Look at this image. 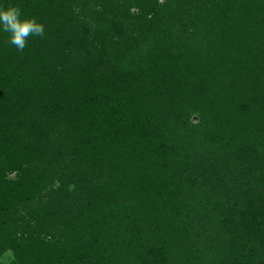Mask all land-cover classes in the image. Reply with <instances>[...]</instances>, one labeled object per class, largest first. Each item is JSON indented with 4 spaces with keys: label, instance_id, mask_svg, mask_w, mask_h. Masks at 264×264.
Returning <instances> with one entry per match:
<instances>
[{
    "label": "rangeland",
    "instance_id": "374dc122",
    "mask_svg": "<svg viewBox=\"0 0 264 264\" xmlns=\"http://www.w3.org/2000/svg\"><path fill=\"white\" fill-rule=\"evenodd\" d=\"M13 1L16 3L22 0ZM100 1L103 2V7H99L110 12H118L116 14H108L107 23L110 22L109 33L114 31L116 32L114 36L121 34L122 37L125 34L122 38L125 44L132 42V40L135 41V38L131 36L134 33L130 35L129 29H126L128 23L132 22L129 20L133 19L132 17L129 18V16L131 14H140V11H143V9L138 10L135 5L139 4L145 9L154 6V0ZM87 2L91 4L93 0H88ZM96 2L98 3L99 0H95ZM158 2V6L161 7L160 13H155L153 8L150 11L159 17L165 13V8L169 10V7H166L169 5H165L168 4L169 0H158ZM254 9L256 12L248 9L249 18L247 19L243 17L242 20L240 15H237V17H239L238 20L243 24L244 29L240 31V35L249 38L250 41L252 40L255 43L252 52L257 56L250 55L248 51L245 52L240 48H236L235 50H228V58L224 57V59H235L236 61L234 62L236 64L234 76L229 73L225 79V85L228 88L234 85L230 89L231 96L238 95L237 91L239 89L242 90L240 83L233 80L239 79L238 73L243 68V64H246L247 61L252 62L251 57L253 56L257 59L260 58V61L264 60V57L260 55L264 56V4H258ZM168 10H166L167 14L163 15L165 21L162 22L172 24L177 22L176 17L173 18V15ZM85 15H87L86 18L88 17V19L95 18L94 15H89V12ZM250 17H252V21H250ZM115 21L126 22L122 26V33H119L118 29H114L116 26L113 22ZM61 23L55 25L56 27L54 28H45L44 37L35 36L34 39H31L32 48L28 51V54L25 51L20 57L19 65H17L20 68L14 66L18 59L19 51L17 55H12L13 45L8 43V36L0 34V55L4 56L9 62V65L2 67L3 70L0 71V87L6 85L8 88L14 89L18 85L17 82L21 73L14 70L17 73L15 74L13 71L10 72V70L15 68L20 71L28 70L31 72L29 69L33 68V62L38 59H44L49 52L56 53V50L60 51L62 49L64 51L68 45L67 56L71 57L70 54L73 52L71 60L76 57H85L86 53L74 47V44L68 41L69 38L61 37L59 39V34L61 35L62 31L68 29L70 21H61ZM249 24L252 29L251 34L246 31V26ZM92 26H94L93 23L88 26L87 21L88 30ZM0 32H4L2 28H0ZM145 34L143 33L142 39L146 38L147 35ZM51 35H55L60 44H56V41H51ZM183 37L187 40L190 37L189 31L188 34H183ZM122 39L118 40L122 41ZM136 41L139 40L137 39ZM161 42L162 40L152 41V48L147 46L150 41L138 42L136 43L137 47L140 46L138 53L145 52L147 55H155L156 47ZM81 43L82 41L79 42V44ZM83 45L81 44V47ZM59 47H62V49L59 50ZM103 48L105 53L110 51V40L103 44ZM126 48L127 46L125 45L123 53L121 51V57H111L112 59L110 58L108 62L101 60L104 63L103 65L91 68L94 79L101 78L99 81H94L93 79L91 83L93 90H96L95 94L100 96L99 98L87 94L84 88L83 92L79 91L76 94L73 102L64 103L63 114L54 117L56 121L58 119L59 125L61 121L64 126L67 124L69 128L73 125L71 130L76 132L79 137L74 151H72V147L62 146V149L60 146L58 147L59 151L62 150L64 154L62 163L78 157L82 164L80 172L83 174L69 175L62 171V178H55L47 189H51L58 194L59 205L56 207L57 209L53 210V215H56L57 211L64 210L65 212L68 209L60 190L61 186L66 184L65 186H68L69 191L73 186L71 181L74 178L82 181L86 187V200L89 208L102 202L111 206L112 202L106 199V194H110L116 201L117 209L125 212V220L127 223L131 222L130 225H133V228L127 229L125 227L126 224L123 223L124 225H120L119 229L124 227L127 231L124 229L119 232L118 240H115V238L112 240L109 235L97 242L95 238H90L86 244L85 241L77 239L70 241L64 235L63 239L59 240L58 236L55 238L56 235L53 228H50L47 222L38 225L35 221L36 218H31L30 212L24 213L27 216V220H29L28 223L36 231L33 235H41L46 239L55 238L54 240L57 242L58 247L63 245L68 254L66 257L69 256L68 260H65V264H160L158 258L161 257L168 264H180V262L184 263V258L179 256V252L193 246V244H196L202 250L200 258L194 264H205L208 261L209 264H264V173L255 171L254 165L248 164L250 160H254L257 157L264 158V132L254 134V138L245 137L240 140L235 138V142H233L237 143L238 146L233 143L226 144L227 140L225 138H217L212 133L207 135V140L202 138L191 139L192 135L200 134L199 131L192 130L191 124L201 123L200 113L203 111L202 108L205 109L202 102L205 105L208 99L206 96H203V98L200 96L198 99L194 94H189V88L199 79V76L194 79L195 74H198V69L189 67L188 61L182 60L183 67L181 69L184 70L185 78L183 81L185 85L181 87V91L187 88L183 92H177L176 76L172 75V72L178 67H176L174 60L172 61V58L169 57L168 59L164 57L165 61L158 64L162 71L159 69V72H157V70L154 71L152 68L147 69V67L143 66L144 69H140L136 73L140 79L135 81L132 79L130 71H136L134 68L139 63L138 58H135L134 61H129V55L125 56L127 55ZM47 50L49 52L46 54ZM99 50L101 51V49ZM113 52L116 53L118 50L114 49ZM35 54L38 55V58H34ZM94 54L93 56L97 57ZM232 55L234 56L232 57ZM12 58H14L13 61H11ZM23 59L26 63L25 67L20 66ZM224 59H219V62L222 63ZM152 60L154 64H157L160 58L154 56ZM262 63H257V68ZM65 73L68 74L67 71H63L58 76L62 80V84L64 76H66ZM255 74L257 73L255 72ZM70 76L74 79V77H80V74L74 73ZM158 76L159 80L164 83L161 87L157 85ZM125 80H133L132 86L126 87L130 82L126 83L124 82ZM230 80L233 81L232 85ZM155 83L156 86L154 85ZM125 84L127 85L125 86ZM118 88H121L122 94L120 96L125 97L120 99L122 105L134 99L139 103L135 105V110L143 108L144 110L147 109V113L139 115L135 113V110L132 113L131 109L129 110L128 108L127 110L122 109L121 106L116 108V105H119V96L116 98L115 95V91ZM244 93L243 95L241 93L240 96H244ZM211 100H209L207 105L215 104L217 97L214 96ZM259 102L255 101L254 103V114L256 113L255 120L258 122V126L262 127L264 125V104L260 105L261 108H258ZM131 113L132 116L129 117ZM232 114L236 116L235 111ZM236 118L235 122L240 120L238 115ZM225 125L222 126L211 122L209 126L210 128L217 126V131L220 132V127H230V124L226 121ZM237 125L241 126L239 121ZM147 136L157 137L160 142L164 141L167 144V141H170L173 145L172 147L178 149L182 155L188 153L189 156L198 159L197 165L203 162L202 168L198 171L187 173L186 171L189 169L179 168V163H177L178 167L174 164L172 168L168 164L167 166L164 164V166H158L160 174L158 171L155 175L156 170L151 166V163L156 161L147 155L146 146L143 145L144 138L148 139ZM176 141H184L181 148L174 144ZM221 144L223 148L220 150ZM193 147L196 151L192 149ZM242 151H245L244 154H242ZM71 152H73L72 156H70ZM194 154L196 157H194ZM204 158L206 159L205 162L203 161ZM164 162L166 163V161ZM262 167L264 169V163ZM18 168L15 165V168L9 170L7 174L10 177L17 178L19 175ZM176 170H180L181 174H175ZM201 170H204L205 174H202ZM147 175H154L155 180L151 181L149 176L146 178ZM173 177L180 178V180H175ZM165 196H168L169 199L166 198L167 203L162 206L161 201ZM46 197L44 193H40L37 201L42 202ZM148 203H151V205ZM147 208L150 209L147 211ZM96 209L102 211L100 208ZM103 211H108V207H104ZM16 217H18L17 214ZM46 217L47 214L42 216V218ZM144 217L146 218L141 220ZM47 219L49 220L50 218L48 217ZM153 219H155V222L158 221L160 226L154 227L153 231H157L154 236L161 240L162 248L159 244L156 245V248H152L154 244L152 239L147 240V237L150 236L148 228L144 229L145 225L142 226L143 222ZM21 220L22 218H17V221ZM78 221L80 224L77 223L76 227L82 231L86 230L82 228L86 227V225H82V219ZM190 223H193V225H190ZM130 225H127V227ZM25 226L26 224L18 226V232L26 233L24 231ZM132 239L138 245L129 249L125 244ZM169 240L174 241L169 242ZM35 249L37 248L31 250ZM165 251L169 254L168 258L163 256L166 255ZM187 252L185 250L183 256ZM122 253H124V256H122ZM127 254L128 256H125ZM2 255L12 256V262L17 258L15 248L12 247L4 249L0 253V256ZM34 255L39 256L40 254L35 252ZM60 263L61 261H58V264Z\"/></svg>",
    "mask_w": 264,
    "mask_h": 264
},
{
    "label": "trees",
    "instance_id": "16d2710c",
    "mask_svg": "<svg viewBox=\"0 0 264 264\" xmlns=\"http://www.w3.org/2000/svg\"><path fill=\"white\" fill-rule=\"evenodd\" d=\"M87 1L22 0L15 3L13 0H0V7H7L13 3V5L21 9L22 18L24 16L36 17L39 22L44 24L45 28H54L58 23L62 24L61 21H70L68 29L62 31L61 35L59 34V39L61 37L69 38L68 41L73 43L74 47L86 53L85 57H76L74 60H71L73 52L70 54L71 57L67 56L69 45L65 47L64 51L62 47H59V50H62H56V53L47 50L46 54L49 53L44 59H35L36 62H33V68L29 69L31 72L28 70L20 71L15 68L10 70V72L13 71L15 73L14 70H16L21 73L19 74L18 85L14 89L8 88L6 85L0 87V90L3 91H0V253L7 247L15 248L17 258L11 264H58V261H61L60 264H65V260L69 256L66 257L68 254L63 245L57 246V242L54 240L57 236L59 240L64 235L70 241L77 239L85 241L87 244L90 238H95L97 242L109 235L112 237V240L113 238L118 240L119 232H122L124 229L127 231L128 228H133V225H130L131 222H126L125 212L117 209L116 201L110 194H106V199L112 202L111 206L102 202L89 208L88 201L86 200V187L82 181L75 180L74 178L71 181L73 186L69 191L68 186H65L66 184L61 186L60 190L62 196L65 198L68 209H65V212L64 210L57 211L56 215H53V210L57 209L56 207L59 205L58 194L54 193L51 189H47L55 178H62V171L69 175L82 173L80 172L82 164L78 160V157L62 163V156L64 154L62 150L59 151L58 147L60 146L61 149L62 146L72 147V151H74L79 137L76 132L71 130L73 125L69 128L67 124L64 126L62 121L59 125L58 119L56 121L54 117L63 114L62 108L64 103L73 102L76 94L79 91L83 92L84 88L87 94H91L96 98L100 97L95 94L96 90H93L91 85L94 79L91 68L103 65L104 60L108 62L111 57H121V51L123 53L125 45L127 46V55L125 56L129 55L128 60L134 61L135 58H138L139 63L136 62L137 66L134 68L136 71H130L132 79L135 81L140 79L136 73L140 69H144L143 66L159 72V69L161 70L162 68L158 64L165 61L164 57H167V59L169 57L172 58V61L174 60L177 65L176 67H178H174L176 69L172 72V75L176 76L177 82L175 84L178 89L177 92H183L187 88L181 91V87L185 85L183 81L185 78L184 70L181 69L183 67L182 60H187V64H190L189 67L198 69V74H195L194 79L199 76L200 80L198 79L189 88V94H194L198 99L200 96L202 98L206 96L208 99L205 105L202 102L205 109L202 108L203 111L200 113L202 118L201 123L191 124L192 130L199 131L200 134L189 136L191 139L202 138L207 140V135L212 133L217 138H225L227 140L226 144L233 143L235 146H238L237 143H234L235 138L239 140L245 137L254 138V134L264 132V125L262 127L258 126V122L255 120L256 113L254 114L255 101H260L257 106L258 108H261L260 105L264 104V63H262L264 60L260 61V58L257 59L253 56L251 57L252 62L247 61L246 64H243V68L238 73L239 79L233 80L240 83L239 85L242 87V90L239 89L237 91L238 95L231 96L230 89L234 87L232 85L233 81L230 80L232 86L228 88L225 85V79L229 73L234 76L236 72V68H234L236 64L234 62L236 61L235 59L227 60L225 58L226 61L224 59V57L228 58V50H235L236 48H240L245 52L248 51L250 55H256L252 52L255 43L252 40L250 41L249 38L240 35V31L244 29L237 15H240L242 20L243 17L245 19L249 18L248 9L256 12L254 7L258 4H264V0H169L168 4L164 3L165 5H169L166 6L169 7V10L165 8L163 15L167 14L166 10H168L173 15V18L176 17L177 22L173 24L162 22L165 21L164 16L160 15L158 17L155 14L157 12L160 13L161 9L158 6V0H154V6L149 9L142 8L138 4L135 6L138 10L143 9V11L141 10L140 14H131L129 18L132 17L133 19L129 21L132 22L126 26V29H129L130 35L134 33L131 36L135 38V41L132 40V42L127 44L122 39L125 34L122 37L121 34L114 36V33H116L114 31L109 33L110 22L107 23L108 14H116L118 12H110L102 8L103 2L100 0L98 3H95V0H93L91 4H88ZM117 1L122 2V0ZM152 8L155 10V13L150 11ZM88 12L89 15H94L95 18H90L91 20L88 17L86 18L87 15L85 14ZM179 20L181 21L179 22ZM87 21L88 26L91 23L94 25L90 30H88ZM250 21H252V17H250ZM113 23L116 26L114 29H118L117 31L122 33V26L126 22L115 21ZM246 29L247 33L251 34L252 29L250 24L246 26ZM188 31L190 37L186 40L183 34H188ZM143 33L147 35L145 39H142ZM0 34L8 36L5 32H0ZM176 34L178 35L177 37ZM34 38L35 36L28 38L26 48L23 52H19V54L18 50L13 46L12 55L18 54V59L14 63L15 67L19 65L22 54L25 51L28 54V51L31 50L33 43L30 44V42ZM118 39H122V41ZM137 39L139 41H136ZM50 40L56 41V44H60L55 35H51ZM107 40H110L111 48L110 51L105 53L103 44ZM157 40H162V42L156 47L155 55H147L145 52L138 53L140 46L137 47L136 43L150 41L147 46L152 48V41L156 42ZM80 41H82L81 44H84L83 47L79 44ZM114 49L118 50V52L114 53ZM93 54L97 55V57H94ZM260 55L264 57L262 54ZM154 56L160 58L157 64L153 63L152 57ZM35 57L38 58V55L35 54ZM219 59H224V61L220 63ZM257 63H262L259 68H257ZM6 65H9L8 60L0 55V71ZM25 65L26 63L23 59L20 66L25 67ZM226 69L228 70L226 71ZM63 71H67L68 74L65 73V83L63 81L62 84V80L58 76ZM74 73H79L83 79L80 77L72 79L70 75ZM99 79L101 78H96L94 81H99ZM133 80H125L124 82L126 83L130 82L128 85L125 84V86H132ZM157 81V85H160V87L164 85L159 80V76ZM154 85L156 86V83ZM240 92L242 95L245 92L244 96H240ZM121 94V88H118L115 91L116 98L119 96V105H116V108H120L121 106L122 109L127 110L128 108L134 113L136 109L134 107L136 104H139L137 103L138 101L133 99V101H127L124 103L125 105H122L120 99L125 97H121ZM214 96L217 97L216 103L207 105L209 100L213 99ZM234 111L236 112L235 115H238L240 118L238 121L241 126L237 125L238 121L235 122L237 118L232 114ZM111 113L115 114L114 112ZM132 113L129 117L132 116ZM135 113L141 115L142 113H147V109H138L135 110ZM225 121L230 124V127H220V132L217 131V126L214 128H210L209 126L211 122L226 126ZM147 137L148 139L144 138L143 145L146 146L147 155L156 161L151 163V166L156 170L155 175L158 171L160 174L159 167L161 165L164 166V164L166 166L168 164L172 168L174 164L178 167L177 163H179V168L189 169L186 171L187 173H191V171L195 172L202 168L203 162L197 165L198 159H194L188 153L182 155L178 149L172 147L173 145L170 141H167V144L164 141L160 142L157 137ZM170 144L171 146L168 147ZM174 144L181 148L184 141H176ZM222 148L223 145L221 144L220 150ZM192 149L196 151L194 147ZM244 152L242 151V154ZM72 154L73 152H71L70 156ZM194 157H196L195 154ZM203 161L205 162L206 159L204 158ZM263 163L264 158L258 157L248 162V164L254 165L255 171L262 174L264 173ZM15 165L19 167L17 178L10 177L7 174L9 170L15 168ZM201 172L203 174L205 171L201 170ZM175 174H181L180 170H176ZM148 176L151 181L155 180L154 175H147L146 178ZM173 178L180 180L177 177ZM40 193H44L47 196L42 202L37 201ZM166 198L169 199L168 196H165L161 201L162 206L166 205ZM148 204L151 205V203ZM104 207H108V211H103ZM96 208H100L102 211ZM149 209L147 208V211ZM28 212H30L31 218H36L35 221L38 225L47 222L48 226L53 228L56 237L46 239L41 235H33L36 231L32 229L33 226H30L31 224L28 223L29 220H27V216L24 214ZM16 214L18 217H16ZM44 214H47L46 218H42ZM48 217L50 218L49 220L47 219ZM17 218H22V220L17 221ZM79 219H82V225H86V227H82L86 230L82 231L76 227L77 223L80 224ZM123 223L126 224L125 227L127 229L124 227L119 229ZM24 224H26L24 228L26 233L18 232L19 229L17 227ZM127 225L130 226L127 227ZM143 225H145L144 229L148 228L150 234L147 240L152 239V243H154L152 248H156L157 244L162 248L161 240L159 239V241L154 236V233H157V231H153L154 227H160L158 221L155 222V219L147 220L142 223ZM190 225H193V223H190ZM175 230L178 231L176 228ZM151 231L153 232L151 233ZM173 241L169 240V242ZM125 245L129 249H132L134 248L133 246L138 244L132 239ZM28 247L37 249L32 251ZM185 250L188 252L183 256ZM185 250L179 252V256L184 258V263L180 262V264H194L200 258L202 252L201 248L196 244ZM35 252H39L40 255H34ZM165 253L166 255L163 256L168 258L169 254L167 251ZM122 256H124V253H122ZM125 256H128V254ZM158 259L160 264H168L163 257ZM205 264H209V261Z\"/></svg>",
    "mask_w": 264,
    "mask_h": 264
},
{
    "label": "clouds",
    "instance_id": "9594fccd",
    "mask_svg": "<svg viewBox=\"0 0 264 264\" xmlns=\"http://www.w3.org/2000/svg\"><path fill=\"white\" fill-rule=\"evenodd\" d=\"M0 28L8 34V43L23 52L30 36L44 37L45 26L36 17L22 18L21 9L15 5L0 7ZM13 257L0 256V264H11Z\"/></svg>",
    "mask_w": 264,
    "mask_h": 264
}]
</instances>
